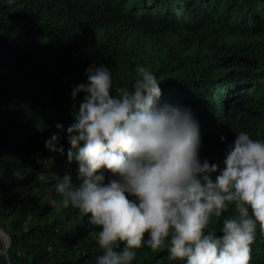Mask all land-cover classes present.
Listing matches in <instances>:
<instances>
[{
	"label": "trees",
	"instance_id": "16d2710c",
	"mask_svg": "<svg viewBox=\"0 0 264 264\" xmlns=\"http://www.w3.org/2000/svg\"><path fill=\"white\" fill-rule=\"evenodd\" d=\"M138 65L161 81V105L191 110L201 161L222 169L239 132L264 141V0H0V264H96L99 229L55 192L65 174L78 183L67 128L85 93H71L101 66L131 88ZM54 133L62 152L45 146ZM251 248L264 264L259 228ZM132 264L179 262L145 245Z\"/></svg>",
	"mask_w": 264,
	"mask_h": 264
},
{
	"label": "clouds",
	"instance_id": "9594fccd",
	"mask_svg": "<svg viewBox=\"0 0 264 264\" xmlns=\"http://www.w3.org/2000/svg\"><path fill=\"white\" fill-rule=\"evenodd\" d=\"M174 12L180 18L184 9ZM135 72L131 88L114 89L107 67H90L87 83L73 88L74 101L85 93L67 128L78 183L59 177L58 206L99 229L96 264H132L145 245L179 264H250L257 228L264 233V141L239 132L222 169L201 161L191 110L161 105V81L148 67ZM57 133L45 146L62 152ZM230 207L217 235L210 225Z\"/></svg>",
	"mask_w": 264,
	"mask_h": 264
},
{
	"label": "water",
	"instance_id": "95a60500",
	"mask_svg": "<svg viewBox=\"0 0 264 264\" xmlns=\"http://www.w3.org/2000/svg\"><path fill=\"white\" fill-rule=\"evenodd\" d=\"M0 239H1V242H2V245H3V255L6 258V260L8 261V258H7L8 241H7L6 238L4 239V233H3V231L1 229H0Z\"/></svg>",
	"mask_w": 264,
	"mask_h": 264
},
{
	"label": "bare ground",
	"instance_id": "6f19581e",
	"mask_svg": "<svg viewBox=\"0 0 264 264\" xmlns=\"http://www.w3.org/2000/svg\"><path fill=\"white\" fill-rule=\"evenodd\" d=\"M249 96V95H248Z\"/></svg>",
	"mask_w": 264,
	"mask_h": 264
}]
</instances>
